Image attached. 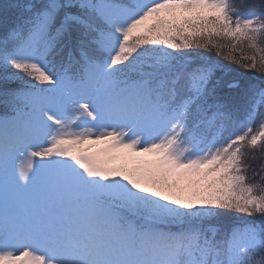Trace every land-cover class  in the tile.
I'll list each match as a JSON object with an SVG mask.
<instances>
[{"label": "snow or ice", "instance_id": "snow-or-ice-1", "mask_svg": "<svg viewBox=\"0 0 264 264\" xmlns=\"http://www.w3.org/2000/svg\"><path fill=\"white\" fill-rule=\"evenodd\" d=\"M248 72L264 0L0 5V264H264Z\"/></svg>", "mask_w": 264, "mask_h": 264}, {"label": "trees", "instance_id": "trees-1", "mask_svg": "<svg viewBox=\"0 0 264 264\" xmlns=\"http://www.w3.org/2000/svg\"><path fill=\"white\" fill-rule=\"evenodd\" d=\"M12 2H14V0H0V5H4V4L12 3ZM252 2L256 3V2H258V0H252ZM213 58L215 59L217 57H213ZM221 63H227V62L226 61H221ZM228 67L236 68V66L233 65V64H228ZM238 71H242V70L238 69ZM244 75L247 76V77H255V79L252 82L253 83H257V84L260 83V81L262 79H264V77H261L259 74L254 73V72L244 73ZM11 86L14 87V88H18L21 85L19 83H14ZM261 111H264V109H261ZM0 115H3V108L2 107H0ZM256 155H257V157H259L260 153H257ZM250 162L254 164V167H259V164H260L261 161L257 160V161H250ZM241 219H249V218H241Z\"/></svg>", "mask_w": 264, "mask_h": 264}, {"label": "rangeland", "instance_id": "rangeland-1", "mask_svg": "<svg viewBox=\"0 0 264 264\" xmlns=\"http://www.w3.org/2000/svg\"><path fill=\"white\" fill-rule=\"evenodd\" d=\"M104 147V145H100V148H103ZM97 151H99V148H94L93 149V153H96Z\"/></svg>", "mask_w": 264, "mask_h": 264}]
</instances>
